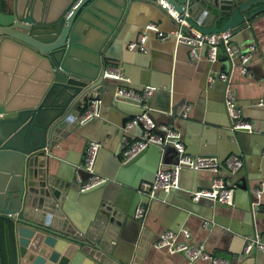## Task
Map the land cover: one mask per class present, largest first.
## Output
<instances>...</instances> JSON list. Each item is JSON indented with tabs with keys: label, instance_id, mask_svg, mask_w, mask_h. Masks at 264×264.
I'll use <instances>...</instances> for the list:
<instances>
[{
	"label": "water",
	"instance_id": "water-1",
	"mask_svg": "<svg viewBox=\"0 0 264 264\" xmlns=\"http://www.w3.org/2000/svg\"><path fill=\"white\" fill-rule=\"evenodd\" d=\"M143 1L1 0L0 264H142L152 246L155 231L134 218L132 191L123 193L112 182L129 172L150 146L129 160L103 164L100 174L95 173L113 176L115 171L110 184L107 180L85 190L54 164L62 142L92 119L81 121L89 104L99 100L100 110L101 100L114 92L103 74L114 67L110 63L122 60L113 57V50L131 23L134 4ZM161 2L187 23L183 33L190 28L205 34L229 31L233 38L264 18V0ZM159 8L177 31L175 20ZM217 52L229 61L227 79L221 81L216 70L210 76L223 83L227 135L240 147L234 153L245 159L241 137L246 130L233 128L225 106L230 71L236 65L240 73V61L229 58L222 42ZM259 86L264 90V84ZM251 155L254 165L263 168V153ZM151 161L157 170L158 163ZM81 195H88V207L78 215L72 204ZM137 200L148 205L150 198L138 192ZM254 208L250 200L248 211Z\"/></svg>",
	"mask_w": 264,
	"mask_h": 264
},
{
	"label": "crops",
	"instance_id": "crops-1",
	"mask_svg": "<svg viewBox=\"0 0 264 264\" xmlns=\"http://www.w3.org/2000/svg\"><path fill=\"white\" fill-rule=\"evenodd\" d=\"M161 3H163L161 0H146L134 4L131 23L116 42L112 53L113 57L122 60L110 63L127 77V82L109 81L115 87L119 84L136 91L145 86L154 87L147 105L148 113L156 124V130L162 125L174 127L180 134L187 154L216 157L220 162L219 175L226 177L228 174L224 166L225 158L237 155L234 151L239 152L240 147L227 135L230 131L227 128L228 117L222 103L223 83L216 80L208 85L207 79L210 75H216L215 70L221 73L228 72L227 57L220 53L215 62L209 63L205 49L200 48L198 57L192 58L188 46L176 43L174 38L161 40L153 31L147 32L145 52L127 47L129 43L139 39L146 24L154 23L164 32L176 28L175 24L163 15L159 8ZM158 18H163L164 21L160 22ZM231 40L240 51H249L251 54L247 64L249 75L239 73L235 65L232 72L230 71L228 81V88L234 91V102L242 119L251 124V130L243 132L241 137L245 159L241 154L238 156L243 160V168L230 176L235 190L232 204L216 203L207 198L191 200L190 194L207 188L215 174L208 169L185 168L184 171H180L176 189L170 192L156 191L155 197L145 205L143 220L155 231V238L164 230L177 232L185 228L189 232V237L185 239L179 235L178 241L202 244L208 252L230 259L233 264H264L263 253L254 252L249 255L242 253L244 236L256 233L264 239V167L257 168L251 160L255 159L251 154H258L260 157L262 153L264 155V108L256 105L259 99H264L263 87L259 86L264 84V80L260 81L261 75H264V18H260L250 30L240 32ZM234 59L237 58L233 57ZM188 104L191 105L188 115L182 117L181 112ZM141 109L135 104L116 101L113 93L102 99L99 115L84 125L79 133L66 138L56 151L54 159L56 168L73 176L77 185L82 183L79 178L85 179L87 173L80 164L86 146L93 141L100 144L95 161L96 166L97 159L100 158L96 167L98 173L102 171V165L105 163L111 166L110 161L114 164L117 160L123 162V138L133 140L141 134L139 126L124 130L125 123L137 116ZM150 147L146 155L130 166L129 172L124 171L119 175L117 181L110 178L114 177L115 171L111 173L113 176L107 175L110 172L101 175L106 176L108 183L112 181L117 190L123 193L132 191L130 207L133 214V206L138 201L139 191L136 187L145 181H152L155 175L156 168L152 165L151 158L162 168L174 165L178 159V152L172 145L165 146L158 153L154 148L156 146ZM247 186L251 192L257 187L261 188L257 205L255 197H249ZM87 196L81 195L72 204V209L78 215L88 207ZM250 200L255 208L249 212ZM204 220H211L213 225L210 228L204 227ZM142 264L206 263L204 261L190 263L181 254H170L165 249L151 246Z\"/></svg>",
	"mask_w": 264,
	"mask_h": 264
},
{
	"label": "built area",
	"instance_id": "built-area-1",
	"mask_svg": "<svg viewBox=\"0 0 264 264\" xmlns=\"http://www.w3.org/2000/svg\"><path fill=\"white\" fill-rule=\"evenodd\" d=\"M161 7L165 9L167 14L175 20L178 30L164 32L159 30L156 24L149 23L145 26V30L139 39L128 44L129 49L135 48L141 52H145V42L147 39L146 31H153L161 40L174 38L176 43L184 44L190 47L189 53L192 58H197L198 50L200 48H204L207 59L211 62H215L218 56V44L222 42L224 45V51L229 58L233 59V57H236L240 61V73L242 75H249L247 64L251 58V54L249 51H240V49L232 43L229 31L205 34L190 28L188 32L183 33L181 28L186 26L187 23L177 14L176 11L172 10L165 3H161ZM103 77L108 80L127 82V77H125V75L115 67L106 70ZM219 79L221 81H225L227 79V73H220ZM213 82L214 77L209 76L207 83L210 85ZM153 91L154 87L152 86H145L143 89L136 91L133 88L117 85L113 92V97L116 101L135 104L143 109L142 114L132 117L125 123L124 130L139 126L141 127V134L133 140H128L126 137L123 138L124 149L122 155L124 161L131 159L137 153L149 146H156L160 150H163L165 146L172 145L178 152L177 162L168 168L158 167L153 180L151 182H144L140 186L139 192L144 193L151 199L155 197L156 191L158 190L169 192L172 189L177 188L178 176L182 168L192 170L208 169L215 174L214 177L211 179L207 188L193 191L190 194L191 200L198 201L201 198H207L216 203L231 205L234 186L230 181V176L242 169L244 164L241 157L232 155L225 159L224 166L228 174V176L225 177L219 175L220 162L216 157L192 156L187 154L183 143L180 140V134L174 127L162 125L159 127V130H156L155 123L148 115L149 107L147 105L148 98L152 95ZM234 100V91L227 88L225 91V106L230 118L233 121V128H243L248 131L251 130V124L242 119L240 111L236 107ZM98 105L99 100L92 101L82 114L81 121L98 116ZM256 105L264 108V99H259L256 102ZM190 107V104L185 106L184 110L181 112L182 117H186L188 115ZM99 148L100 144L94 141L89 142L86 146L80 167L89 177H87L84 181H80L82 182V190L107 180L106 177L95 173V161ZM253 193L257 205V200L261 195V188H255ZM145 212V205L138 203L133 216L135 219L140 220L143 219ZM203 225L204 227L210 228L213 225V222L211 220H204ZM179 235L187 239L189 237V232L185 228L179 229L177 232L169 229L164 230L156 236L151 245L154 248L165 249L170 254H181L190 263L204 261L206 264H233L230 259L216 256L208 252L202 244H192L186 240L178 241L177 239ZM254 252L264 254V239L256 233L252 236H244L242 246L243 254L249 255Z\"/></svg>",
	"mask_w": 264,
	"mask_h": 264
},
{
	"label": "rangeland",
	"instance_id": "rangeland-1",
	"mask_svg": "<svg viewBox=\"0 0 264 264\" xmlns=\"http://www.w3.org/2000/svg\"><path fill=\"white\" fill-rule=\"evenodd\" d=\"M177 160H178V159H177ZM99 161H100V158L97 159L96 166H95V168H94L96 172H97L96 167H98L97 165H99ZM184 170H185V168H182V169H181V172L184 171Z\"/></svg>",
	"mask_w": 264,
	"mask_h": 264
},
{
	"label": "trees",
	"instance_id": "trees-1",
	"mask_svg": "<svg viewBox=\"0 0 264 264\" xmlns=\"http://www.w3.org/2000/svg\"><path fill=\"white\" fill-rule=\"evenodd\" d=\"M0 3H1V0H0Z\"/></svg>",
	"mask_w": 264,
	"mask_h": 264
}]
</instances>
